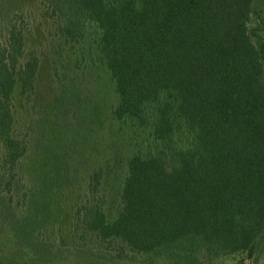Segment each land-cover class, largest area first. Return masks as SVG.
I'll list each match as a JSON object with an SVG mask.
<instances>
[{"label": "trees", "instance_id": "obj_1", "mask_svg": "<svg viewBox=\"0 0 264 264\" xmlns=\"http://www.w3.org/2000/svg\"><path fill=\"white\" fill-rule=\"evenodd\" d=\"M262 27L264 0H0L2 231L34 250L45 238L44 215L59 204L80 245L112 252L118 244L124 254L169 264H226L238 254L237 264H257L258 249L264 253ZM36 28L57 43L66 68L42 110L44 45ZM90 60L110 75L108 117L118 131L86 168L82 131L92 127L95 99L83 95L86 73L78 71ZM48 134L55 166L45 175L30 167V176L29 151Z\"/></svg>", "mask_w": 264, "mask_h": 264}, {"label": "rangeland", "instance_id": "obj_2", "mask_svg": "<svg viewBox=\"0 0 264 264\" xmlns=\"http://www.w3.org/2000/svg\"><path fill=\"white\" fill-rule=\"evenodd\" d=\"M260 23L253 24V28H260ZM262 27V31H263ZM36 41L39 43L40 37L43 38L44 47L40 51L42 54V68L39 77V96L42 98L43 106L40 110L46 108L45 104L51 102L53 96L60 91L59 76H64L66 68L61 64L62 56L59 46L52 42L46 36H42L39 29L36 28ZM91 61V67L84 66L78 71L81 74L85 84L88 86L87 92L83 95H91L95 99L94 112L89 124L82 131V136H88L86 143L83 140L82 151L86 156V168L96 166L101 158L107 153L109 136H117V125L111 126L108 112L115 98V93L111 83L109 73L100 64ZM69 65V63H67ZM67 65V66H68ZM73 66V65H72ZM84 71V72H83ZM57 74H59L57 76ZM21 111L25 122H31L33 116H30L27 108L22 107ZM83 127V126H82ZM38 127L35 125L34 129ZM33 135V133H32ZM50 134L44 135L43 145L38 149L32 145L27 160L28 174H36L32 168L38 170L39 174H48L55 166L47 157L46 144ZM32 167V168H30ZM68 211V212H67ZM59 204L52 205L45 214L46 224L41 228L44 234L42 244L34 250L19 248L10 240V236L0 228V264H169L168 261L156 258L154 254H137L132 252H121L118 244L112 245L110 250L106 251L104 246H86L74 243L71 235L72 218L69 210ZM44 220V219H43ZM88 244V243H86ZM26 250H28L26 252ZM243 256L238 254L233 258L225 260L226 264H237L242 261ZM255 263L263 264L264 253L261 247L255 255ZM244 263H253L251 260H244Z\"/></svg>", "mask_w": 264, "mask_h": 264}]
</instances>
